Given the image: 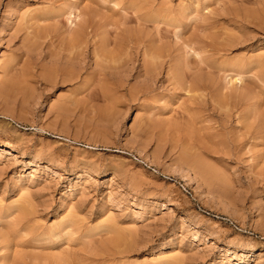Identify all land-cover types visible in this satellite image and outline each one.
Wrapping results in <instances>:
<instances>
[{
    "label": "rangeland",
    "instance_id": "374dc122",
    "mask_svg": "<svg viewBox=\"0 0 264 264\" xmlns=\"http://www.w3.org/2000/svg\"><path fill=\"white\" fill-rule=\"evenodd\" d=\"M103 1L0 0V264H263L264 0ZM85 19L124 74L65 78Z\"/></svg>",
    "mask_w": 264,
    "mask_h": 264
},
{
    "label": "bare ground",
    "instance_id": "6f19581e",
    "mask_svg": "<svg viewBox=\"0 0 264 264\" xmlns=\"http://www.w3.org/2000/svg\"><path fill=\"white\" fill-rule=\"evenodd\" d=\"M105 1V0H104ZM103 1V2H104ZM107 1V0H106ZM105 1V2H106ZM70 2V1H69ZM148 2V1H147ZM192 2V1H191ZM162 4V3H161ZM157 6V5H156ZM67 7V6H66ZM167 7V6H166ZM12 8V7H11ZM91 12V11H90ZM92 12H93V10H92ZM20 13H23V12H20ZM249 13V12H248ZM86 14V13H85ZM78 15V14H77ZM76 15V16H77ZM89 15V14H88ZM76 16H74L73 18H75ZM90 16H91V14H90ZM252 16V15H251ZM262 16V15H261ZM264 16V15H263ZM126 17V16H125ZM247 17V16H246ZM256 17V16H255ZM259 17V16H258ZM16 18V17H15ZM86 18V17H85ZM237 18H239V19H242V21L244 20L243 18H245L244 16H240V17H237ZM34 19V18H33ZM95 19V18H94ZM246 19V18H245ZM60 20V19H59ZM86 20V19H85ZM92 19H90V21H91ZM74 21L75 20H72V19H68V24L69 25H71V26H73L72 24H74ZM65 23V22H64ZM138 23V22H137ZM147 23V22H146ZM248 23V22H247ZM92 24L93 23H90L89 22V20H86L85 21V25H84V27H83V25L81 26V24H79V26H78V29H75L74 30V28H71L70 30H69V33L67 34L68 35V37H67V39H66V42H68V43H66V45L67 46H65V47H67V49H68V53L66 54V56L64 55V57H62L61 59L62 60H64V62H66V63H69V64H71V65H73V66H75L74 68L72 67V66H70V71L69 72H67V73H65V75H66V79L68 78V77H71V78H74V75H77L78 76V74L80 73L79 71H80V69L82 70V68H85L86 66H84L85 64V62H84V60H85V58H86V55H85V53H86V50H88V49H86L87 47H92V57H93V62H94V64H95V66H97L96 64H101L102 66H110V67H113L115 64H117V65H115L116 66V68H117V66H118V70H119V68L121 67V66H123L126 62L128 63V60H130V57L131 56H129L130 54L128 53L127 54V56H123L122 57V54L119 52L118 54L116 53V52H110L109 50H106V49H104V50H101V46L99 47V45L97 44V42L95 41V39L93 38V35L94 34H96V31H95V27H93L92 26ZM118 24V23H117ZM153 24H154V22H153ZM97 25V23H95V26ZM264 25V24H263ZM74 26H76V24H74ZM81 26V27H80ZM79 27L81 28V29H79ZM100 27V26H99ZM15 28H16V26H15ZM18 28V27H17ZM88 28H90L89 30H88ZM67 29V28H66ZM97 29V28H96ZM19 30V29H18ZM128 30V29H127ZM108 31V30H107ZM110 31V30H109ZM156 31V30H155ZM130 32V31H129ZM159 32V31H158ZM163 32V31H162ZM1 33V32H0ZM17 33V32H16ZM111 33V32H110ZM112 33H113V31H112ZM135 33V32H134ZM194 33V32H193ZM234 33V32H233ZM90 34H91V37H90ZM164 34V33H163ZM217 34V33H216ZM226 34V33H225ZM66 35V36H67ZM125 35V34H124ZM135 34H133V36H134ZM159 35V34H158ZM40 36V35H39ZM123 36V35H122ZM127 37H129L130 35H126ZM160 36V35H159ZM49 37V36H48ZM96 37V36H95ZM125 37V36H124ZM123 37V38H124ZM131 37V36H130ZM165 37V36H164ZM205 37V36H204ZM234 37V36H233ZM232 36H230L229 34H227V37H222L221 38V40H217V38H213V39H210L209 41H207V40H205V39H201V43H203L201 46L203 47V46H209V47H211V48H214L215 50H219V49H225L227 46H229V44L231 43L232 44V42H233V40H235L234 38H233ZM122 38V39H123ZM133 38V37H132ZM203 38V37H202ZM212 38V37H211ZM236 38V37H235ZM245 38H247V37H245ZM55 39V38H54ZM108 39V38H107ZM196 39V38H195ZM200 39H197V40H200ZM240 39V38H239ZM51 40V39H50ZM53 40V39H52ZM63 41V40H62ZM139 42L141 41V39L140 40H138ZM192 41V40H191ZM34 42H35V40H34ZM44 42V41H43ZM130 42H133L132 41V39H128V43H130ZM136 42V40L133 42V43H135ZM143 42V41H142ZM110 43V42H109ZM108 43V44H109ZM137 43V42H136ZM36 44V43H35ZM144 44V43H143ZM230 44V45H231ZM137 45V44H136ZM140 45H141V43H140ZM39 46V45H38ZM108 46V45H107ZM125 46H126V44H125ZM144 46H145V44H144ZM149 46V45H148ZM199 46V45H198ZM126 47H128V46H126ZM134 47V46H133ZM191 47V46H190ZM36 49V48H35ZM48 49V48H47ZM129 49V48H128ZM191 49V48H190ZM137 50V49H136ZM135 50V51H136ZM124 51V50H123ZM129 51V50H128ZM165 51V50H164ZM226 51V50H225ZM125 52V51H124ZM127 52V51H126ZM130 52H131V50H130ZM162 52H163V49L161 48V47H159V46H156V47H153V46H150V47H144V49H143V52H142V64H141V67H140V69L139 70H137L136 71V73H137V76H139V75H142L143 76V79H144V81L145 80H151V79H154V78H156V76L154 75V73H155V70H156V68L160 65V60H161V56H162V58H163V56L164 55H162ZM168 51H166L165 53H167ZM36 53V52H35ZM54 54V53H53ZM57 54V53H56ZM41 55V54H40ZM51 56V55H50ZM56 56V55H55ZM168 56V55H167ZM258 56V55H257ZM256 56V57H257ZM264 56V55H263ZM57 57V56H56ZM58 57H60V56H58ZM259 57V56H258ZM133 58V57H132ZM160 58V60H158ZM262 58V57H261ZM264 58V57H263ZM60 59V60H61ZM252 59V58H251ZM254 59V58H253ZM119 60H121L120 61V63H119ZM135 61V63H136V60H134ZM182 61V60H181ZM254 62H255V59L253 60ZM261 61V60H260ZM104 62V63H103ZM65 63V64H66ZM115 63V64H114ZM132 63V62H131ZM130 63V65H132ZM172 63V62H171ZM111 64V65H110ZM119 64V65H118ZM68 65V64H67ZM113 65V66H112ZM135 65V64H134ZM133 65V66H134ZM179 65V64H178ZM114 66V67H115ZM124 66H127V65H124ZM123 66V67H124ZM174 66V65H173ZM175 66H176V64H175ZM101 67V66H100ZM123 67H121V69L123 68ZM209 67V66H208ZM229 67V66H228ZM71 68H73V70L71 69ZM109 68V67H108ZM187 68V67H186ZM186 68L184 69V66H178V67H176V68H169L167 71H166V75H167V77L169 78V79H172V82L175 84V85H180L181 84V86H182V83H180L182 80H183V78H185V80H186V78L188 79V78H190V80H188L189 81V86H190V88L193 90V89H201V87H203V79H204V77L202 78L201 76H195L194 78H191V71H190V75L188 76L187 75V73H189L188 72V69H187V71H185L186 70ZM207 68V67H206ZM210 68V67H209ZM114 69V68H113ZM126 68L124 67V70H125ZM131 69V68H130ZM162 69V68H161ZM199 69V68H198ZM205 69V68H204ZM39 70V69H38ZM101 70H103L104 71V68L103 69H101ZM109 70V69H108ZM116 70V69H115ZM115 70H110V71H107V72H104V73H102L103 75L104 74H109V75H112V74H114L115 72ZM119 71H121V70H119ZM39 72V71H38ZM79 72V73H78ZM99 72H100V70H99ZM122 72V71H121ZM124 72V71H123ZM122 72V73H123ZM132 72V71H131ZM101 73V72H100ZM99 73V74H100ZM126 73V72H125ZM158 73V72H157ZM42 74V73H41ZM47 74V73H46ZM124 74V73H123ZM48 75H50V74H48ZM64 75V74H63ZM158 75V74H157ZM172 75L174 76V75H177V77H172ZM51 76V75H50ZM263 76V75H262ZM44 77V76H43ZM55 77V76H54ZM46 78V77H45ZM48 78V77H47ZM70 78V79H71ZM75 78H77L76 76H75ZM175 78V80L176 81H173V79ZM177 78V79H176ZM49 79V78H48ZM61 79V78H60ZM64 79V78H63ZM98 79V78H97ZM169 79H167V80H169ZM178 80L180 81V82H178ZM184 80V81H185ZM205 80V79H204ZM62 81V80H61ZM69 81V80H68ZM97 82V81H96ZM171 82V83H172ZM60 83V82H59ZM66 83V82H65ZM172 83V84H173ZM205 84H206V82H204ZM173 84V85H174ZM28 85V84H27ZM120 86H121V84H120ZM163 86V85H162ZM18 87H19V85H18ZM95 87V86H94ZM119 87V86H118ZM174 87H177V86H174ZM205 87V86H204ZM6 88V87H5ZM10 88H12V87H10ZM17 88V87H16ZM209 88V87H208ZM238 88V87H237ZM13 89V88H12ZM12 89H10V90H12ZM96 89H97V87H96ZM114 89V88H113ZM174 89V88H173ZM13 90H15V89H13ZM32 90V89H31ZM111 90V89H110ZM116 90V89H115ZM129 91H130V89H128ZM190 90V89H189ZM203 90V89H202ZM16 92H17V90H15ZM92 91V90H91ZM90 91V92H91ZM195 91V90H194ZM10 92V91H9ZM128 92V91H127ZM133 92V91H132ZM2 93V92H1ZM96 93V92H95ZM130 93V92H129ZM212 93H213V91H212ZM231 93V92H230ZM234 93V92H233ZM94 94V93H93ZM214 94V93H213ZM212 94V95H213ZM252 94V93H251ZM122 95H123V93H122ZM132 95V94H131ZM13 96V95H12ZM15 96H16V94H15ZM90 96V95H89ZM95 96V95H94ZM217 96V95H216ZM215 95L214 96H211L210 98H212L213 99V101L212 102H214L215 101V104H217L219 107H220V109L219 110H221V107H223V106H226L225 104H226V101L224 100V99H222V98H220V97H216ZM132 97V96H131ZM205 97V96H204ZM216 97V98H215ZM64 102V101H63ZM69 102V101H68ZM67 103V102H66ZM242 103V102H241ZM214 104V103H213ZM240 104V103H239ZM216 105V106H217ZM63 106V105H62ZM222 110H223V108H222ZM116 112V111H115ZM119 112V111H118ZM100 115H102V114H100ZM67 117V116H66ZM242 117V116H241ZM116 119V118H115ZM112 121H113V119H111ZM117 120V119H116ZM107 123V122H106ZM256 133V132H255ZM7 152V151H6ZM179 155V154H178ZM264 160V159H263ZM207 168V167H206ZM218 168V167H217ZM204 170V169H203ZM263 170V169H262ZM215 171V170H214ZM261 172V171H260ZM264 172V171H263ZM186 176H187V179H188V182L189 183H193V177L191 176V174H189V172L188 171H186ZM32 182V181H31ZM220 185V184H219ZM31 191V190H30ZM210 191V190H209ZM21 196V195H20ZM39 203V202H38ZM33 206V205H32ZM47 208V207H46ZM45 208V209H46ZM40 209V208H39ZM78 211V210H77ZM32 212V211H31ZM25 213H26V211L25 210H23V212H22V214H24L25 215ZM40 213V212H39ZM33 214V213H32ZM37 215V214H36ZM86 215V214H85ZM69 216V215H68ZM73 218V217H72ZM69 222V221H68ZM117 222V221H116ZM150 228V227H149ZM133 233V232H132ZM142 233V232H141ZM145 233V232H144ZM128 234V233H127ZM133 235V234H132ZM144 235V234H143ZM124 237V236H123ZM131 238V237H130ZM131 240V239H130ZM125 242V241H124ZM132 242V241H131ZM117 243V242H116ZM118 244V243H117ZM117 246V245H116ZM119 246V245H118ZM3 247V246H2ZM125 250V249H124ZM132 250V249H131ZM129 251V250H128ZM113 254H115V253H113ZM112 254V255H113ZM124 255V254H123ZM174 258V257H173ZM52 260V259H51ZM182 260V259H181ZM184 260H185V258H184ZM156 262V261H155ZM258 262L259 261H257L256 262V264H258ZM261 264V263H260ZM264 264V263H263Z\"/></svg>",
    "mask_w": 264,
    "mask_h": 264
}]
</instances>
